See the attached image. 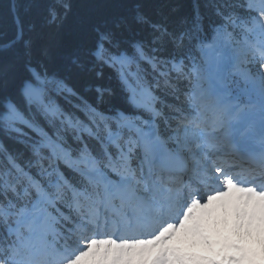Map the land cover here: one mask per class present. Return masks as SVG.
<instances>
[{"label": "snow or ice", "instance_id": "6c2138e0", "mask_svg": "<svg viewBox=\"0 0 264 264\" xmlns=\"http://www.w3.org/2000/svg\"><path fill=\"white\" fill-rule=\"evenodd\" d=\"M0 264H264V0H8Z\"/></svg>", "mask_w": 264, "mask_h": 264}, {"label": "trees", "instance_id": "16d2710c", "mask_svg": "<svg viewBox=\"0 0 264 264\" xmlns=\"http://www.w3.org/2000/svg\"><path fill=\"white\" fill-rule=\"evenodd\" d=\"M8 3V0H0V9H3Z\"/></svg>", "mask_w": 264, "mask_h": 264}]
</instances>
